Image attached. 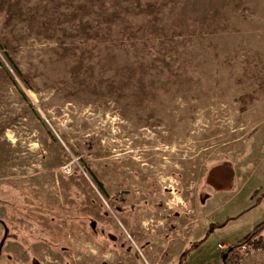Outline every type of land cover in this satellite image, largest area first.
<instances>
[{
	"label": "rangeland",
	"instance_id": "1",
	"mask_svg": "<svg viewBox=\"0 0 264 264\" xmlns=\"http://www.w3.org/2000/svg\"><path fill=\"white\" fill-rule=\"evenodd\" d=\"M262 221L264 0H0V264H224Z\"/></svg>",
	"mask_w": 264,
	"mask_h": 264
},
{
	"label": "trees",
	"instance_id": "2",
	"mask_svg": "<svg viewBox=\"0 0 264 264\" xmlns=\"http://www.w3.org/2000/svg\"><path fill=\"white\" fill-rule=\"evenodd\" d=\"M2 12L4 13V21H6V19H9L10 14H7V12H8L7 8H4L2 10ZM81 164L83 165L84 169L92 176L93 180L96 182V184L98 185V187L105 193L104 184L92 172L89 164L85 160H83V159H81ZM225 165L226 166H229V170H230L229 171V175H230L232 173V164H231V162H226ZM229 178H230V176H229ZM114 208L115 209H118L119 207L118 208L117 207H114ZM261 236H264V221H262L259 224H257L245 236H243L241 239L237 240L236 242L230 244L228 247H226L223 250L222 255L228 254V257L226 259H223V263L224 264H235L234 257H233V253H232L233 252V248L235 246L243 243V242H254L257 238H259Z\"/></svg>",
	"mask_w": 264,
	"mask_h": 264
},
{
	"label": "built area",
	"instance_id": "3",
	"mask_svg": "<svg viewBox=\"0 0 264 264\" xmlns=\"http://www.w3.org/2000/svg\"><path fill=\"white\" fill-rule=\"evenodd\" d=\"M219 246L223 248L222 244ZM232 253L235 264H248L249 259L252 264H264V236L235 246Z\"/></svg>",
	"mask_w": 264,
	"mask_h": 264
},
{
	"label": "flooded vegetation",
	"instance_id": "4",
	"mask_svg": "<svg viewBox=\"0 0 264 264\" xmlns=\"http://www.w3.org/2000/svg\"><path fill=\"white\" fill-rule=\"evenodd\" d=\"M186 254H188V249L182 251V253L180 255V258H179V261H180L179 264H182V262L185 260ZM221 256H222V260H223V259H226L228 257V254H226V257L225 258H224V255L221 254Z\"/></svg>",
	"mask_w": 264,
	"mask_h": 264
},
{
	"label": "water",
	"instance_id": "5",
	"mask_svg": "<svg viewBox=\"0 0 264 264\" xmlns=\"http://www.w3.org/2000/svg\"><path fill=\"white\" fill-rule=\"evenodd\" d=\"M8 235V234H7ZM2 244H3V241L1 242V244H0V249H1V247H2ZM1 251V250H0ZM226 257V254H224V258Z\"/></svg>",
	"mask_w": 264,
	"mask_h": 264
},
{
	"label": "crops",
	"instance_id": "6",
	"mask_svg": "<svg viewBox=\"0 0 264 264\" xmlns=\"http://www.w3.org/2000/svg\"><path fill=\"white\" fill-rule=\"evenodd\" d=\"M191 248H192L191 246L190 247H187L188 251H190ZM187 249H183V250H187Z\"/></svg>",
	"mask_w": 264,
	"mask_h": 264
}]
</instances>
